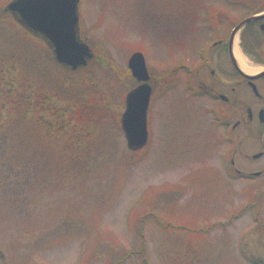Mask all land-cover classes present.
<instances>
[{"label": "rangeland", "instance_id": "rangeland-1", "mask_svg": "<svg viewBox=\"0 0 264 264\" xmlns=\"http://www.w3.org/2000/svg\"><path fill=\"white\" fill-rule=\"evenodd\" d=\"M6 3L0 264H264V122L256 118L264 81L262 99L238 89L237 111L192 95L208 81L209 44L264 10V0H79L77 33L92 58L75 70L4 15ZM234 44L255 73L264 69V29L246 25ZM134 52L151 94L147 142L130 151L120 117L138 85L127 69ZM230 159L243 178L226 174Z\"/></svg>", "mask_w": 264, "mask_h": 264}, {"label": "water", "instance_id": "water-1", "mask_svg": "<svg viewBox=\"0 0 264 264\" xmlns=\"http://www.w3.org/2000/svg\"><path fill=\"white\" fill-rule=\"evenodd\" d=\"M78 1L13 0L5 9L10 13L17 14L18 22L26 30L42 38L49 45L56 63L70 70H75L85 66L92 58L89 47L79 39L77 33ZM262 19H264V12L241 20L231 30L230 38L238 35L247 24ZM260 29H264V25H261ZM127 69L138 85L125 96L120 126L127 149L137 151L144 147L148 138L146 114L151 88L147 81L150 76L144 57L140 52H134L130 55L127 61ZM238 70L250 82L264 76V70L254 75L245 74L239 68ZM251 88L257 94L254 85L251 84ZM247 112L249 115L250 110L247 109ZM259 115H261V111ZM262 144L264 146V136ZM260 155L261 153H256L252 158H258Z\"/></svg>", "mask_w": 264, "mask_h": 264}, {"label": "flooded vegetation", "instance_id": "flooded-vegetation-1", "mask_svg": "<svg viewBox=\"0 0 264 264\" xmlns=\"http://www.w3.org/2000/svg\"><path fill=\"white\" fill-rule=\"evenodd\" d=\"M12 1L13 0H7V3L2 8V12L4 15L11 17L15 21H18L17 20V14L10 13V12L6 11V9H5L6 6ZM263 11L264 10H259L258 12L251 13L249 16L263 12ZM263 21H264V19L260 20V21L251 22L248 25H255V24L257 25L258 24V27L260 29V26L264 25ZM232 28L227 33V37H219L209 44V46H211L210 48H213V50H215V54H214V57L212 60V62H213L212 64H211V60H209V58L203 60L204 61L203 63H205V65L209 68V76H208L209 78H208V81L206 83L202 81L203 83H201V85L197 86L198 88L195 89V91L192 93V95H194V93L196 92L197 95H195V96H198V95L205 96V97L212 98V100H214L215 102L220 101V102H223L225 104H229L232 107L235 106V110L237 111L238 109H236V108H238V106L240 108H242V99L237 96L238 89L240 87H242L243 85H245L249 88L251 93L257 99H262L261 95L259 93V86H258L257 82H258V80L264 81V76H262L258 79L252 80L250 82L247 78H245L244 76L241 75V73L238 70V66L236 64V61L233 59V56H232L233 55V47H234V37L232 39L230 38ZM261 30H263V29H261ZM32 35H34V34H32ZM220 57H222V58H220ZM222 60H223V62H222ZM258 63L262 64L261 62H258ZM211 66H213V68H211ZM223 66H227V68H228L227 71L225 69H221ZM182 67H183V65H179V66L176 65L174 67V69L171 71V73L176 77V75L178 74L179 70L182 69ZM186 73L189 74L190 70H187ZM174 80H176V79L174 78ZM251 84L254 85L257 94L252 91ZM189 88L192 89V86H189ZM260 111H261V115H259ZM256 118H257L258 122H261V123L264 122V111L262 108H260L257 111V117ZM247 119L249 121H252L251 110H250L249 115L247 112ZM225 125H226V123H225ZM236 126H237V122L234 123L233 125H231V129L232 130L235 129ZM230 133H232V132H230ZM228 138H229V140L231 139L230 137H228ZM261 156H262V152H261ZM229 166L231 167V170L229 168L230 172L226 173L229 175V177L230 176L232 177V175H234L235 177L233 176V179L243 178V173L241 172L240 169L237 168V166L235 165V161L233 159L229 160ZM260 175H261V171H256V172L247 173L246 177L252 178V177H258ZM233 217L235 218V220L238 219L237 216H233ZM252 222L254 223V226L256 225L255 228H257L258 222H259L257 219V216L252 219ZM262 223H264V222H262ZM235 239L237 240V242H236V255H239L241 258H243V256H242L243 255L242 238H239V236L237 235ZM257 262L259 263V261H257Z\"/></svg>", "mask_w": 264, "mask_h": 264}, {"label": "bare ground", "instance_id": "bare-ground-1", "mask_svg": "<svg viewBox=\"0 0 264 264\" xmlns=\"http://www.w3.org/2000/svg\"><path fill=\"white\" fill-rule=\"evenodd\" d=\"M233 54L235 56V61H236V64H237L238 68L243 73L250 75V74L255 73L258 70V68L251 67V66L247 65L245 59L238 52L235 44H234V47H233Z\"/></svg>", "mask_w": 264, "mask_h": 264}, {"label": "trees", "instance_id": "trees-1", "mask_svg": "<svg viewBox=\"0 0 264 264\" xmlns=\"http://www.w3.org/2000/svg\"><path fill=\"white\" fill-rule=\"evenodd\" d=\"M254 47V46H253ZM244 48H246L245 46H244ZM255 49V48H254ZM259 62H261V63H263L264 64V60H260Z\"/></svg>", "mask_w": 264, "mask_h": 264}]
</instances>
